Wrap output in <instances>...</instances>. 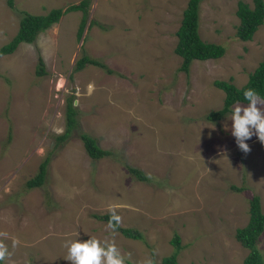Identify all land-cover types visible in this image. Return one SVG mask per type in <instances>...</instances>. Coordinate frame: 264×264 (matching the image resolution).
<instances>
[{
    "label": "rangeland",
    "instance_id": "obj_1",
    "mask_svg": "<svg viewBox=\"0 0 264 264\" xmlns=\"http://www.w3.org/2000/svg\"><path fill=\"white\" fill-rule=\"evenodd\" d=\"M10 1L0 0V48L26 12L45 15L81 0ZM90 1L81 37L82 12L70 11L35 42L0 57V243L10 252L4 263L71 264L65 241L95 237L114 242L123 264H160L178 233V264H242L249 249L236 230L248 223L255 195L264 211V143L253 135L243 153L230 112L218 121L207 116L224 105L225 92L214 82L241 87L263 59L264 23L243 41L240 0H202L201 37L226 53L195 60L186 73L175 47L189 0ZM84 54L115 73L96 65L75 71ZM70 95L79 127L59 144ZM80 130L112 154L91 158ZM47 157L45 183L29 188ZM129 166L149 180L137 179ZM112 210L144 240L99 218ZM258 247L264 257V231Z\"/></svg>",
    "mask_w": 264,
    "mask_h": 264
},
{
    "label": "trees",
    "instance_id": "obj_2",
    "mask_svg": "<svg viewBox=\"0 0 264 264\" xmlns=\"http://www.w3.org/2000/svg\"><path fill=\"white\" fill-rule=\"evenodd\" d=\"M202 0H189L187 7L183 13L181 25L177 31L178 42L175 47V52L181 56L182 63L180 70L186 73L190 72V67L195 60H210L219 59L226 53L225 46L217 43L206 42L202 39L199 31V17H200V3ZM12 3V0L10 1ZM90 0H81L79 3L72 4L66 9L54 8L45 15H35L28 12L20 22V28L16 36L0 48V57L12 54L17 47L22 43H33L37 40L40 33L46 31L54 24L58 23L61 17L70 11H81L82 21L79 27L78 36L83 35L84 29L89 16ZM237 15L240 19L237 36L243 41H250L253 39L256 31L264 23V0H253V5L240 0L238 2ZM87 65H96L105 69L108 73H115L102 61L84 54L79 58L75 65V71L84 69ZM46 66L43 57L39 58L37 66V74L39 76L45 75ZM215 85L225 92L224 105L221 109L212 111L207 118L210 121H218L227 115L231 107L237 102L247 103L244 101L243 92L247 88L256 89L261 96H264V57L259 62L257 67L249 74L248 81L241 87L228 80H216ZM78 109L75 105V96L70 95L67 98L66 105V121L67 128L64 133L56 137L57 143L66 142L72 137L73 133L79 127ZM79 137L83 141L84 147L89 156L95 160L110 156L112 151L103 149L98 140L83 130L78 132ZM50 157H47L41 164L39 173L27 182L29 188L42 186L46 181ZM129 171L137 179L141 181H148L149 177L146 173L133 166H129ZM240 190V188H238ZM111 213L99 216L100 219L110 221ZM115 225L114 229L121 231L126 237L144 240L143 234L132 227H123L115 220L112 221ZM264 231V211L262 209L261 199L259 195H255L250 200V217L248 223L244 227L236 230V238L243 246L249 249L248 256L244 259L242 264H264V257L258 247V240ZM174 251L172 254L164 256L160 264H178V255L182 250L181 237L175 233L172 240ZM0 264H5L4 261ZM137 264V263H130ZM151 264H157L152 261Z\"/></svg>",
    "mask_w": 264,
    "mask_h": 264
},
{
    "label": "clouds",
    "instance_id": "obj_3",
    "mask_svg": "<svg viewBox=\"0 0 264 264\" xmlns=\"http://www.w3.org/2000/svg\"><path fill=\"white\" fill-rule=\"evenodd\" d=\"M244 101H237L227 117L232 121L231 134L235 138L237 147L248 153L250 145L247 142L256 135L264 143V96L254 88H247L243 92ZM117 223L120 217L114 210L109 221V227L114 228L112 221ZM3 235H7L4 233ZM16 241L13 240V247ZM67 248L66 260L71 264H123V257L114 242L99 240L95 237L87 239H71L64 243ZM10 252L6 245L0 243V262H3Z\"/></svg>",
    "mask_w": 264,
    "mask_h": 264
},
{
    "label": "crops",
    "instance_id": "obj_4",
    "mask_svg": "<svg viewBox=\"0 0 264 264\" xmlns=\"http://www.w3.org/2000/svg\"><path fill=\"white\" fill-rule=\"evenodd\" d=\"M7 55H9V54H7Z\"/></svg>",
    "mask_w": 264,
    "mask_h": 264
}]
</instances>
